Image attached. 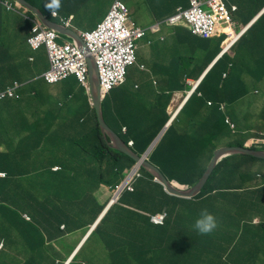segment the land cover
Returning <instances> with one entry per match:
<instances>
[{"label":"trees","instance_id":"obj_1","mask_svg":"<svg viewBox=\"0 0 264 264\" xmlns=\"http://www.w3.org/2000/svg\"><path fill=\"white\" fill-rule=\"evenodd\" d=\"M26 1L58 23H63L74 12L66 5V0L61 2L62 7L57 17H53L49 10L34 0ZM148 1L135 0L132 4L131 17L137 24L138 13L148 17L146 11L138 10L139 7L145 8L146 4L149 5ZM223 2L232 12V21L236 26L244 27L256 17L257 20L230 50L221 56L225 35L200 41L202 47L199 52L202 57H195L189 61L201 64L204 69L217 60L148 157V160L169 180H177L182 184L193 185L201 179L215 150L224 146L253 149L248 143L255 138L264 143V0ZM14 6H19L15 0H0V74L4 79L11 77L13 82L25 88L26 85L32 86L36 80L28 81L24 85L25 82L21 81L24 71L20 68L26 67L27 64L19 66L13 65V62L23 46H29L27 41L33 36V29L37 23L33 21L36 17L30 10L25 7L13 10ZM233 7L237 9L234 11ZM150 15L155 17L153 20L166 18L165 16L160 18L157 14L154 16L153 13ZM242 27L237 31L239 32ZM134 65H138L137 57L131 66ZM239 73L242 76H239ZM224 74L227 75L225 78ZM249 77H252L253 81H249ZM237 80L243 81L247 88L251 87L249 94L255 106L261 110L256 118L251 114L244 127L242 123L246 118L243 117L249 108L245 103L236 104L242 97L238 91L244 86L243 83L241 88H235ZM175 91L160 90L157 97L154 96L150 107L152 112L141 131L140 129L130 131L127 126L126 132H123L122 128L111 127L110 121L107 122L108 126L119 134L126 144L132 140L133 151L141 156L168 123L170 117L167 109ZM104 100L105 98L102 101V109L106 122ZM208 102H211L210 106ZM91 110L93 112L91 125L88 128L74 127L76 133L69 142L75 147L77 154L65 156L61 160L50 159L49 162L45 157V161L40 157L38 165L25 168L34 149L30 142L23 141L20 147L13 151L14 154H10L9 160L6 159L9 155H0V172L3 171L2 157L9 164V170H4L5 179H0V199L4 192V195L9 197L6 201L0 202V211L6 213V218H0V241L4 242V247L0 250V264H57L56 262L63 257V250L66 251L73 246L64 240L65 231L73 234L94 223L103 213L111 197L103 196L104 187L112 193L116 184L124 178V171L135 164V161L125 154L109 148L100 133L92 107ZM173 110L174 107L171 105L169 111ZM52 117L50 120L54 119L55 114ZM227 119L234 124V129L226 122ZM253 119L257 121L250 124ZM42 127L43 125L38 130L40 143L46 137L43 130L41 131ZM176 128L184 132L179 134ZM224 138H229V143L221 146L214 144L220 143ZM54 167H57L58 171L53 172ZM142 173L144 176L135 183V191L129 194L132 197L128 198L131 199L125 200V194L122 195L121 200L108 208L93 232L102 237L109 235L113 239H118L120 245L126 249L112 251L115 252L113 264H134V261L136 264H160L156 260L165 256V253L152 249L154 244L147 236L148 228L153 225L147 214L163 210L165 206L168 208L172 201L185 200L166 192L163 185L156 183L144 170ZM1 184H4L3 190ZM152 184L161 187L162 190L157 193L151 191ZM36 191L38 196L35 195ZM153 200L157 201L158 205H155ZM189 200L207 211L222 210L228 218L223 225L217 220V228L210 236H204L195 228L185 235L177 234V229H171L172 224L167 217L165 224L157 227L158 234L172 247L171 253L178 254L179 257L177 256L176 262L168 260L166 264H178L182 254L189 250L205 252L209 258L213 256L209 253L213 252L219 264H264V160L249 155L225 158L216 167L201 192ZM124 203L136 206L140 212L138 221L122 207ZM191 210L198 212L197 208ZM23 213L29 216L30 221L22 218ZM85 216L88 218L85 219ZM194 218L199 217L194 215ZM124 224L133 226L128 232L114 234L113 231ZM61 225L65 226L64 231L60 230ZM242 239L246 240V248L243 250ZM57 242L59 244L64 242L66 245H53ZM178 246L182 247L179 251ZM10 248L14 249L12 253ZM231 248L233 249L230 251ZM237 249H239L237 257L243 258L231 259L238 253ZM19 250L24 253L21 260L11 257V254L19 256ZM50 254H55L52 260L49 259ZM64 257H67L65 252ZM79 258L80 255L77 259Z\"/></svg>","mask_w":264,"mask_h":264},{"label":"crops","instance_id":"obj_2","mask_svg":"<svg viewBox=\"0 0 264 264\" xmlns=\"http://www.w3.org/2000/svg\"><path fill=\"white\" fill-rule=\"evenodd\" d=\"M113 1L66 0V5L74 10L70 15V17H73V25L81 30H91L105 18ZM61 2L63 3V0ZM148 2L149 5L146 4L145 8L144 6L138 8V10L146 11V14H148L147 22H138V25L143 28H149L152 24L157 23L158 19L153 20L155 17L153 18L150 13H153L154 16L157 14L160 18H163V16L168 17L176 11L178 6L188 4L187 0H149ZM134 3L135 0H132L129 6L131 9ZM139 14L138 18L146 16L143 13ZM78 16L81 17H79L80 20H77ZM201 40L200 37L192 35L186 27H165L160 33L148 32L143 39L138 41L136 56L138 65L129 67L128 78L125 79V82L105 96L106 123L110 121L109 123L114 129L128 126L130 131L136 129L141 131L145 128L152 112L150 107L154 96L157 97L160 90L173 89L176 91L173 93L167 109L169 117H171L172 113L169 109L172 103L177 107V104H180L185 98L184 92L191 89L193 85L196 86L211 67L209 65L203 69L201 64L198 65L189 61L195 57H202L201 52H199L202 47L200 45ZM41 49L34 51L29 46H23L22 51L14 58L13 65L27 64L26 67L20 68L21 71H24L22 72L24 76L21 77V81L25 82L24 85L28 81H36L30 87L26 85L25 88H21L20 100H6L0 107V126L6 127V131L0 132L1 156L14 154L13 151L20 147L23 141L30 142L34 151L42 148L44 150L48 149L50 154L51 151L53 154L63 156L77 154L78 152L74 150L75 147L69 143L76 133L75 128L79 126L88 128L91 125L93 112L88 90L75 77L70 76L53 85L47 84L40 78L49 68L48 58L46 62L43 58V54L47 55L46 50ZM10 78L4 79L3 75L0 74L1 84L3 86L11 85L13 81ZM177 83L180 85H177ZM54 114V119L50 120ZM41 125H43L41 131L43 130L44 136L46 134L42 143L39 142L40 137L38 135ZM48 127L49 132L47 133ZM175 130L179 134L184 132L180 128ZM58 140L64 143L60 142V144ZM62 147H64V150H61ZM20 154H23V152H20ZM41 154L45 161V155L42 152ZM2 160H4L3 157ZM7 160L5 165L4 161L1 162L3 169L1 173H5L4 170H9ZM3 185L1 184L2 190ZM160 190H162L161 187L155 184L151 185V191L157 193ZM5 191H8V189H5ZM102 193L104 197L111 195L109 189L105 187ZM6 196L8 197V195ZM3 199L4 197L0 200ZM124 199L130 200L131 198L125 197ZM189 202L193 201L188 199L172 201L169 206V220L172 224L170 227L172 230L177 229V234L182 233L185 235L188 231H193L194 225L191 219L194 218V215L200 217L202 213V211L196 213L191 210L193 205L191 207ZM153 203L158 205L155 200H153ZM123 205L122 207L131 214L130 216H135L134 219L138 221L140 212H138L136 206L129 203ZM0 214L2 216L6 215L1 211ZM147 216L149 215L147 214ZM87 218L88 216H85V219ZM216 220L222 225L226 221V219H219L218 217H216ZM152 225L151 228H148L147 236L148 240L154 244L152 249H158L165 253V256H161L156 261L160 264H166L168 260L176 262L179 255L171 253L172 247L161 239L162 235L158 234L157 227L159 226ZM132 226L124 224L113 232L114 234L118 232L125 233ZM117 240L109 235L102 237L92 234L80 255V259L88 262V264H113L115 252L126 250ZM242 241L244 244L239 246L243 250V248H246V240L242 239ZM114 249L116 251L112 252ZM237 252L231 259L243 258L237 257L239 249H237ZM209 254L214 255L215 253L210 252ZM180 258L178 264L209 263V256L201 251L191 252L189 250L182 254ZM135 262L134 264H136Z\"/></svg>","mask_w":264,"mask_h":264},{"label":"built area","instance_id":"obj_3","mask_svg":"<svg viewBox=\"0 0 264 264\" xmlns=\"http://www.w3.org/2000/svg\"><path fill=\"white\" fill-rule=\"evenodd\" d=\"M193 1L194 9L197 10L200 2ZM201 2L214 14L208 15L198 8L192 20L202 18V24L199 23L193 27L194 32L200 31L202 35L210 36L215 32L219 22L231 24L230 13L220 0H201ZM233 10H236V7H233ZM182 18L183 15L176 16L171 19V23L180 21ZM71 20L72 18L66 19L64 25L70 27ZM146 31L137 27L132 21L129 9L123 0H115L105 19L93 31L81 33L87 50L94 57L98 67L100 90L103 94L124 82L127 67L135 62L137 41L146 35ZM34 32L35 35L30 39L32 47L37 49L40 45H45L49 54L51 68L45 74L46 80L55 83L70 75H76L80 82L88 87V66L85 54L75 44L60 43V37L54 31L37 25ZM2 97L3 94L0 92V100ZM248 145L264 149L262 140L253 139ZM0 177L4 175L0 174ZM163 218V214L152 217L156 222Z\"/></svg>","mask_w":264,"mask_h":264},{"label":"clouds","instance_id":"obj_4","mask_svg":"<svg viewBox=\"0 0 264 264\" xmlns=\"http://www.w3.org/2000/svg\"><path fill=\"white\" fill-rule=\"evenodd\" d=\"M115 1V0H114ZM113 1V2H114ZM188 1V4H186V5H180V6H178V8L176 9V11L172 14V15H170V16H168V17H166L165 19H163V20H160V19H158L157 20V23H155V24H152L151 26H149V28H143V27H141L140 25H138L133 19H132V17H131V19H132V21L136 24V26L137 27H140V28H143V29H146L147 31H146V35H147V33L148 32H152V33H160L165 27H168V28H175V27H186L189 31H190V33L192 34V35H194V36H198V37H200L201 39H209V38H214V37H220L221 35H225L226 36V38H225V40H224V49H223V51H222V53L220 54V56L221 55H223L224 53H226V52H228L229 50H230V48L239 40V38L250 28V26L257 20V17L253 20V21H251L248 25H246V26H244V27H242V26H236L234 23H233V21H232V12L227 8V6L224 4V2H223V0H220L221 1V3L222 4H224V6L226 7V9L229 11V13H230V17H231V24L230 23H222V22H219L218 24H217V27H216V30H215V32L212 34V35H210V36H204V35H202L201 34V32L200 31H195L194 32V28L193 27H195L197 24H199V23H201L202 24V18H197L196 20H192V17H193V15H194V13L198 10V8H201L202 9V11L204 12V13H206V14H208V15H213L214 13H213V11H211V9L210 8H208L206 5H204V3H202L201 2V0H198L199 2H200V5L197 7V10L196 9H194V5H193V0H187ZM123 2L125 3V5L127 6V8L129 9V12H130V16H131V8L127 5V1L126 0H123ZM17 4H19L18 2H17ZM113 4V3H112ZM112 6V5H111ZM21 7H23V6H21L20 4H19V6L18 7H15L14 6V8H13V10H16V9H20ZM62 7V3H61V0H47V2H46V4H45V8L47 9V10H49L50 12H51V14L53 15V17H57L58 16V11L60 10V8ZM111 8V7H110ZM237 9V8H236ZM110 10V9H109ZM235 11V10H234ZM263 11H264V8H263ZM262 11V12H263ZM109 12V11H108ZM261 12V13H262ZM260 13V14H261ZM57 14V16H54V15H56ZM108 14V13H107ZM180 15H183V18L180 20V21H176L175 23H171V19L172 18H175L176 16H180ZM259 15V14H258ZM257 15V16H258ZM107 16V15H106ZM105 16V17H106ZM36 18H35V20H33L34 22H36L37 23V25H39V26H41V27H43L44 29H46V30H50V31H54V30H51V29H49L48 27H46L41 21H40V19L37 17V16H35ZM48 18V17H47ZM69 18H72V20H71V26L70 27H67V26H65L64 25V22L63 23H59V24H61V25H63L64 27H66V28H68V29H71V30H73V31H75L81 38H82V36H81V33L82 32H90V31H93L94 29H92V30H90V31H82V32H80V31H77V29H75L74 27H73V25H72V21H73V17H69ZM68 18V19H69ZM49 19V18H48ZM105 19V18H104ZM103 19V20H104ZM51 20V19H50ZM66 20V19H65ZM102 20V21H103ZM101 21V22H102ZM58 23V22H57ZM100 23V22H99ZM98 23V24H99ZM97 24V25H98ZM36 25V26H37ZM35 26V27H36ZM34 27V28H35ZM156 27V29H154ZM240 27H242V29L238 32L237 31V29L238 28H240ZM54 32H56V31H54ZM58 35H59V37H60V39H59V42L60 43H72V44H75L84 54H85V59H86V57H87V54H90L89 52H88V50L86 51V52H84L78 45H77V43L76 42H74V41H72L71 39H69L68 37H66V36H63V35H61V34H59L58 32H56ZM35 35V32H34V29H33V36ZM145 35V36H146ZM32 36V37H33ZM144 36V37H145ZM230 36L232 37V38H230ZM143 37V38H144ZM143 38H141V39H143ZM30 39L31 38H29L28 39V44H29V46H30V48L32 49V50H34V51H38V50H40L41 48H44L45 50H46V54H47V58H48V61H49V68H48V70L47 71H45L43 74H42V76L40 77L41 79H43L47 84H50V85H53V84H58L59 82H62L63 80H65V79H67L68 77H70V76H73V77H75L79 82H80V80L77 78V76L76 75H70V76H68L67 78H65V79H63V80H60V81H58V82H55V83H50V82H48L47 80H46V78H45V74L47 73V72H49V70H50V68H51V62H50V58H49V54H48V51H47V47L45 46V45H40L37 49H34L33 47H32V45L30 44ZM141 39H139L138 41H140ZM163 39V38H162ZM82 40H83V38H82ZM84 41V40H83ZM138 41H137V50H138ZM84 43H85V41H84ZM86 45V44H85ZM86 49H87V47H86ZM91 55V54H90ZM92 56V55H91ZM136 56H137V51H136ZM136 56H135V58H136ZM93 57V56H92ZM94 58V57H93ZM219 58V57H218ZM95 60V59H94ZM217 60V59H216ZM215 60V61H216ZM214 61V62H215ZM87 62V61H86ZM214 62H213V64H214ZM96 63V62H95ZM87 66H88V63H87ZM97 66V65H96ZM130 66H128L127 68H129ZM211 67H212V64H211ZM210 67V68H211ZM210 68H209V70H210ZM97 69H98V67H97ZM208 70V71H209ZM207 71V72H208ZM98 73H99V70H98ZM126 73H127V69H126ZM207 74V73H206ZM205 74V75H206ZM205 75H204V77H205ZM227 75L226 74H224L223 75V77L225 78ZM204 77H203V79H204ZM125 79H126V75H125ZM125 79H124V82H125ZM202 79V80H203ZM202 80L196 85V86H192V88L191 89H189V90H186L184 93H185V98L183 99V101L180 103V104H177V107L175 106L174 107V110L171 112L172 114H171V117L169 118V120H168V123L167 124H169L170 123V125L168 126V128L172 125V123L176 120V117L178 116V114H179V112L182 110V108L185 106V104L188 102V100L191 98V96L197 91V89H198V87L200 86V83L202 82ZM99 81H100V75H99ZM124 82H122L120 85H118V86H116V87H114V88H112L110 91H112L113 89H115V88H117V87H119V86H121ZM81 83V82H80ZM82 84V83H81ZM82 86L86 89V90H88L87 92H88V95H89V99H90V89H91V87H90V81H89V67H88V87H85L83 84H82ZM21 88H22V86L20 85V84H18L17 82H13L11 85H8V86H3L2 84H1V82H0V92L3 94V97L1 98V100H0V107H1V105L6 101V100H20V98H21V94H20V90H21ZM99 89H100V84H99ZM109 91V92H110ZM109 92H107L106 94H103L102 92H101V90H100V93H101V95H102V97H103V99L105 98V96L109 93ZM200 94V93H199ZM103 99H102V101H103ZM90 104H91V99H90ZM208 105L210 106L211 105V102H208ZM91 107H92V105H91ZM224 107V106H223ZM93 108V107H92ZM94 110V109H93ZM102 112H103V109H102ZM96 117V116H95ZM104 117V116H103ZM105 121V120H104ZM226 122L228 123V124H230V126H231V128H233L234 129V124H232L230 121H229V119H227L226 120ZM106 123V122H105ZM107 124V123H106ZM167 124L163 127V128H165L166 126H167ZM107 126H108V124H107ZM109 127V126H108ZM99 128V127H98ZM110 128V127H109ZM163 128L161 129V130H163ZM168 128H167V130H168ZM110 129H112V128H110ZM126 127H123L122 128V131L123 132H126ZM161 130H160V132H161ZM166 130V131H167ZM160 132L157 134V136L160 134ZM166 133V132H165ZM164 133V134H165ZM164 134L162 135V137L164 136ZM119 135V134H118ZM120 136V135H119ZM157 136L155 137V139L157 138ZM103 137V136H102ZM162 137H161V139H162ZM154 139V140H155ZM160 139V140H161ZM255 139H257V138H255ZM123 140V139H122ZM153 140V141H154ZM160 140H159V142H160ZM259 140V139H258ZM153 141L151 142V144L153 143ZM158 142V143H159ZM157 143V144H158ZM108 144V143H107ZM126 144V143H125ZM150 144V145H151ZM157 144L155 145V147L157 146ZM129 148H131L132 149V147L134 146V142L131 140V141H129V143L128 144H126ZM149 145V146H150ZM149 146H148V148H149ZM155 147L153 148V150L155 149ZM224 147H226V146H224ZM253 147V146H252ZM147 148V149H148ZM222 148V147H221ZM245 148H248V147H245ZM248 149H250V148H248ZM152 150V151H153ZM252 150H258V151H264V149H261V148H257V147H253V149ZM132 151H133V149H132ZM147 151V150H146ZM145 151V152H146ZM151 151V152H152ZM216 151V150H215ZM145 152H144V154H145ZM150 152V153H151ZM138 155V154H137ZM143 155V154H142ZM141 155V156H142ZM150 155V154H149ZM149 155H148V157H149ZM139 156V155H138ZM148 157L146 158L147 160H148ZM149 161V160H148ZM150 162V161H149ZM141 163L139 162V163H137L136 164V162H135V164L130 168V169H128V170H126V171H124L125 172V175H124V178L123 179H121L117 184H116V188L113 190V192L111 193V191H109L110 192V199H109V201H108V203H107V205H106V207H105V209L103 210V213L98 217V219H96L95 220V222L94 223H92V224H90L88 227H85V229H82V230H80V231H77L76 233H73L72 234V232L70 233V232H67V231H65V233H64V235H65V237H64V240H66L67 241V243H71L73 246H71L70 247V250L71 251H69L68 253H66V251H67V249H66V251L65 250H63V254H62V259L61 260H59L58 262H56L57 264H59V262H61V264H78V263H80V264H88V262H86V261H84V260H81L80 258L79 259H77V257L79 256V255H81V253H82V251H83V249H84V247H85V245L87 244V242H88V240H89V238L92 236V234H93V232H94V230H95V228L97 227V225L99 224V222L101 221V219L103 218V216L105 215V212L108 210V208L110 207V206H112L114 203H117L119 200H121L120 198H121V196L122 195H124V197L126 196L127 198L128 197H132V196H130L129 194L130 193H133L134 191H135V183L138 181V179H142L143 178V173H142V170H144L143 169V167L140 165ZM158 168V167H157ZM52 171L53 172H56V171H58V168L57 167H54V168H52ZM145 171V170H144ZM146 173H148L147 171H145ZM0 174H3L4 175V177H0V179H5V177H6V175H5V173H1L0 172ZM149 174V173H148ZM150 175V174H149ZM153 177V176H152ZM166 177V176H165ZM167 178V177H166ZM168 179V178H167ZM153 180L156 182V183H159L158 181H156L155 180V178L153 177ZM169 180V179H168ZM169 181H176L178 184H179V187H183V188H188L190 185L189 184H182V183H180V182H178L177 180H169ZM161 184V183H160ZM163 185V184H162ZM163 187H164V185H163ZM164 190L166 191V189H165V187H164ZM166 192H168V191H166ZM169 193V192H168ZM171 194V193H170ZM4 195V194H3ZM172 195H174V194H172ZM198 195V194H197ZM175 196H178V195H175ZM4 197V199L3 200H0V202L2 201H6L9 197H7L6 195H4V196H2V198ZM179 197H182V196H179ZM182 198H184V199H190V198H188V197H182ZM191 198H193V197H191ZM158 214H163L164 215V218L162 219V220H160V221H154L153 219H152V217L154 216H156V215H158ZM148 215H149V218H150V222L152 223V224H154V225H156V226H161V225H164L165 224V222L167 221V217L169 218V207L167 208L166 206H165V208H163V210H160V211H156V212H153V213H148ZM6 218V215H1L0 214V218ZM22 218L25 220V221H30V218H29V216L27 215V214H25V213H23L22 214ZM0 221H1V219H0ZM217 220H216V218H215V216L213 215V214H211V213H209L207 210H204V211H202V213H201V215H200V217L195 221V224H194V228L200 233V234H202V235H208V234H210V233H212L216 228H217ZM64 229H65V226L64 225H61L60 226V230L61 231H64ZM83 231H85V233L83 234ZM190 232V231H189ZM20 236V235H19ZM81 236V237H80ZM4 242L1 240L0 241V250L1 249H3V247H4V244H3ZM60 244H65L66 245V243H64V242H61ZM58 242L57 243H55V244H53V245H56V246H59L60 245ZM20 249V248H19ZM10 250V253H12V250H14V249H9ZM20 251V255L19 256H17V255H13V254H11V257L13 256V257H16V258H18L19 260H21L22 259V257H20L21 256V254H24L23 252H21V250H19ZM193 251H195V250H193ZM192 251V252H193ZM198 251V250H197ZM64 252L66 253V255H67V257L65 258L64 257ZM202 252V251H201ZM16 254V253H15ZM55 254H50V256H49V259H51L52 260V257L54 256ZM219 264V260L217 259V257H216V254L215 255H213V256H211L210 258H209V263L208 264Z\"/></svg>","mask_w":264,"mask_h":264},{"label":"water","instance_id":"obj_5","mask_svg":"<svg viewBox=\"0 0 264 264\" xmlns=\"http://www.w3.org/2000/svg\"><path fill=\"white\" fill-rule=\"evenodd\" d=\"M21 6L30 10L35 16H37L40 21L49 29L58 32L59 34L68 37L72 41L76 42L77 45L86 52V45L82 38L73 30L64 27L63 25L48 19L39 8L33 6L31 3L26 0H15ZM86 61L89 67V81H90V99L91 105L94 109L96 121L100 130L103 139L107 141L109 148L116 150L120 153L125 154L129 158L133 159L136 164L141 163L140 165L143 167L145 171H147L151 176L155 178L156 181L163 184L166 191L171 194L182 196V197H195L197 194L201 192L208 179L211 177L212 173L216 169V167L221 163L225 158L237 156V155H249L258 159L264 160V151L252 150L245 147L240 146H230V147H222L217 149L212 157L211 162L209 163L206 172L203 174L201 179H199L195 184L190 185L188 188L179 187V184L176 181H169L162 171L149 162L146 158L153 150L155 145L159 142L162 135L166 132L168 126L167 124L163 130H161L160 134L153 141V143L149 146L145 154L142 156H138L131 148H129L122 138L113 130L110 129L104 121L103 112H102V95L99 89V73L95 63L94 58L87 54Z\"/></svg>","mask_w":264,"mask_h":264},{"label":"rangeland","instance_id":"obj_6","mask_svg":"<svg viewBox=\"0 0 264 264\" xmlns=\"http://www.w3.org/2000/svg\"><path fill=\"white\" fill-rule=\"evenodd\" d=\"M127 1V0H126ZM131 1L132 0H128L127 1V5L128 6H130V4H131ZM34 2H36L38 5H40V6H43V7H45V4H46V2H47V0H34ZM126 3V2H125ZM139 14V13H138ZM140 15V14H139ZM79 17L80 16H78L77 17V20H80L79 19ZM81 18V17H80ZM138 21H140V22H147L148 21V17L147 16H142V17H139L138 18ZM76 23V22H75ZM75 29H77V31H80V30H78L79 28L78 27H76V26H73ZM83 29V28H82ZM94 29V28H93ZM92 30V29H91ZM84 31H90V30H84ZM43 58H45V62H46V60H47V55H45V54H43ZM239 76H242L241 75V73H239ZM126 78H128V69H127V73H126ZM252 80V77H249V81H251ZM240 80H237V82H235V83H237L236 85H235V88H241L242 87V85H243V81H240V83H238ZM253 81V80H252ZM251 87H249V88H247L246 87V85H245V83H244V86H243V89H241V90H239L238 91V93H241L242 94V97L238 100V102L236 103V104H241V103H245L246 104V107H248L249 108V110H247L246 111V114H245V117H243V118H246V119H244V121H243V123H242V126L244 127V125H245V121L247 120V118H249L250 116H251V114H253L254 115V118H256L257 117V115H259V113H260V108L258 107V106H255V104L253 103V99H252V96L249 94V89H250ZM243 110V109H242ZM244 112V111H243ZM245 113V112H244ZM255 121H257L256 119H253L252 121H251V123L250 124H252V123H254ZM259 123V122H258ZM261 124L262 123H260V126H261ZM4 131H6V127H4V126H0V132H4ZM228 133H230V130L228 129ZM228 140H229V138H224V139H222L221 140V142L220 143H218V142H214V144H218V146H221L222 144H225V143H229L228 142ZM13 149H15L14 147H13ZM61 150H64V147H62L61 148ZM40 152V154H39V152ZM41 152L43 153V155H45L44 157L47 159V162H49V160L50 159H53V160H61L62 158H64L65 156H59L58 154H53V152L51 151V154H50V151L47 149V150H44V149H42V148H39L38 150H35L34 152H32L31 153V155H30V161H29V163H27L24 167L25 168H27V167H30V168H33L34 166H36V165H38L39 163H40V161H39V158L41 157ZM9 158H10V155L6 158V159H8L9 160ZM6 159H4L3 161H4V165H5V161H6ZM229 186H230V183H229ZM36 194L35 195H37L38 196V192L36 191L35 192ZM193 208H197V210L198 211H204V209H201L200 207H197V204L195 203V202H193ZM200 208V209H199ZM228 210V209H227ZM229 211H230V209H229ZM209 213H211V214H213L215 217H218L219 219H226V218H228V217H226L227 215L224 213V212H222V210H213V211H208ZM223 215H225V217H223ZM198 219V218H197ZM197 219H195V218H192L191 220H193V221H196ZM212 233H210V234H208V235H204V236H210ZM81 237V236H80ZM20 241L21 240H19V243H20ZM19 243H18V245H19ZM220 243V242H219ZM19 247V246H18ZM20 247H22V245L20 246ZM182 249V247L181 246H178V251L179 250H181ZM70 251V248H67V251H66V253H68ZM195 251H197V250H195ZM24 254H21V256L20 257H22ZM16 260H19L18 258H16V257H14Z\"/></svg>","mask_w":264,"mask_h":264},{"label":"bare ground","instance_id":"obj_7","mask_svg":"<svg viewBox=\"0 0 264 264\" xmlns=\"http://www.w3.org/2000/svg\"><path fill=\"white\" fill-rule=\"evenodd\" d=\"M172 107H175V105L172 103Z\"/></svg>","mask_w":264,"mask_h":264}]
</instances>
